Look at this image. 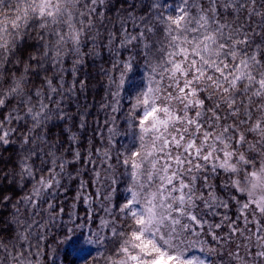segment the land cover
<instances>
[{"label":"snow or ice","instance_id":"obj_1","mask_svg":"<svg viewBox=\"0 0 264 264\" xmlns=\"http://www.w3.org/2000/svg\"><path fill=\"white\" fill-rule=\"evenodd\" d=\"M0 9V264H264V0Z\"/></svg>","mask_w":264,"mask_h":264},{"label":"trees","instance_id":"obj_2","mask_svg":"<svg viewBox=\"0 0 264 264\" xmlns=\"http://www.w3.org/2000/svg\"><path fill=\"white\" fill-rule=\"evenodd\" d=\"M101 94H102V89L100 90V92L97 93V100H99V97ZM94 115H95V110H94ZM100 119H101V121L103 120V114L100 115ZM70 195H71V193H70ZM82 211H83V207L81 206V212Z\"/></svg>","mask_w":264,"mask_h":264},{"label":"clouds","instance_id":"obj_3","mask_svg":"<svg viewBox=\"0 0 264 264\" xmlns=\"http://www.w3.org/2000/svg\"><path fill=\"white\" fill-rule=\"evenodd\" d=\"M15 2V0H13V3ZM3 9H0V14H2L3 13Z\"/></svg>","mask_w":264,"mask_h":264}]
</instances>
